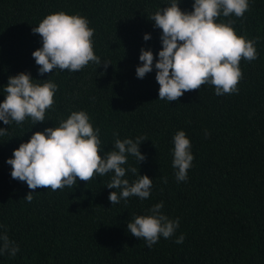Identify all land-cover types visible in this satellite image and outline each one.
Wrapping results in <instances>:
<instances>
[{
    "label": "trees",
    "instance_id": "obj_1",
    "mask_svg": "<svg viewBox=\"0 0 264 264\" xmlns=\"http://www.w3.org/2000/svg\"><path fill=\"white\" fill-rule=\"evenodd\" d=\"M193 3L180 0L179 8L190 13ZM167 6L170 0H0V103L9 77L19 73L57 85L43 123L0 121L7 131L0 136V233L19 247L15 257L0 255V264H264V0H249L242 18L216 21L234 20L237 35L260 38L257 58L240 61L238 93L217 96L213 86L203 85L174 102L159 100L155 59L143 79L135 72L142 66L141 48L154 57L162 50V32L150 19ZM61 11L88 19L94 53L111 65L90 62L76 73L38 75L32 52L42 40L32 28ZM73 111H85L99 129L101 156L113 150L115 139H147L139 145L145 160L129 155L124 167L152 180L148 199L133 196L112 205L109 193L120 190L106 187L111 172L87 183L77 178L73 188L56 191L30 190L11 178L6 161L13 151ZM178 131L191 141L194 156L184 182H177L172 167ZM138 175L126 172L124 179L131 184ZM161 201L162 214L178 218L179 227L149 249L127 223L151 215L149 209ZM180 235L184 241L177 244Z\"/></svg>",
    "mask_w": 264,
    "mask_h": 264
},
{
    "label": "clouds",
    "instance_id": "obj_2",
    "mask_svg": "<svg viewBox=\"0 0 264 264\" xmlns=\"http://www.w3.org/2000/svg\"><path fill=\"white\" fill-rule=\"evenodd\" d=\"M180 0H170V6L160 8L152 16L154 28L161 30L162 50L154 57L151 50L141 48L139 61L142 66L135 69L136 77L143 79L153 71L159 85V100L177 101L185 92L200 90L203 85H211L215 95L238 93V84L242 79L240 61L251 62L258 56L256 44L259 37L247 39L237 35L233 27L234 20L217 23L221 17L242 18L249 10V0H194L192 11L184 12L179 8ZM87 18L81 15H68L57 12L46 16L38 26L32 28L33 34H39L42 47L32 52L38 68V75L53 70L76 73L90 62L107 68L110 62H102L95 55ZM150 34L143 39L148 41ZM57 85L50 80L43 83L34 81L28 73H19L9 77L3 88L6 93L0 103V121L5 125L23 123L30 118L33 125L46 120V112L55 103ZM7 131L0 128V136ZM117 136V133H113ZM209 133L205 131V137ZM145 137L115 139L113 150L103 156L99 129L90 123L85 111H73L58 127L45 128L35 132L27 143H21L13 151L6 163L11 166V178L24 182L30 190L37 188L63 190L73 188L77 178L89 182L96 176L114 173L109 189H119L109 193L112 205L128 198L148 199L151 194L152 180L139 176L136 167L125 168L128 156L143 162L145 156L139 151V145ZM172 167L177 169V182L187 180L188 170L192 167L194 156L191 153V141L184 131H178L173 137ZM126 172L138 175L131 184L124 179ZM167 183L166 177H161ZM31 192L24 200L31 203ZM163 202L155 204L149 211L151 215H139L127 223V229L137 239H142L151 249L161 237L171 238L179 227V219H169L162 214ZM99 207V206H98ZM3 226L0 225V228ZM180 235L175 243L181 244ZM19 247L6 233H0V255L7 253L15 257Z\"/></svg>",
    "mask_w": 264,
    "mask_h": 264
}]
</instances>
